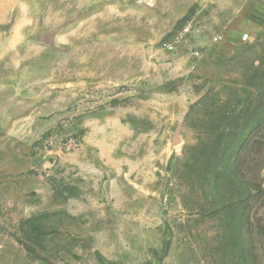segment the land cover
<instances>
[{"label":"rangeland","instance_id":"obj_1","mask_svg":"<svg viewBox=\"0 0 264 264\" xmlns=\"http://www.w3.org/2000/svg\"><path fill=\"white\" fill-rule=\"evenodd\" d=\"M256 7L0 0V264H264Z\"/></svg>","mask_w":264,"mask_h":264},{"label":"built area","instance_id":"obj_2","mask_svg":"<svg viewBox=\"0 0 264 264\" xmlns=\"http://www.w3.org/2000/svg\"><path fill=\"white\" fill-rule=\"evenodd\" d=\"M190 32V26L189 25H185L183 27L180 28L179 30V35L181 36L182 34L186 35ZM241 41L242 42H247L249 40V36L247 33H244L242 36H241ZM166 44H169V43H166Z\"/></svg>","mask_w":264,"mask_h":264},{"label":"crops","instance_id":"obj_3","mask_svg":"<svg viewBox=\"0 0 264 264\" xmlns=\"http://www.w3.org/2000/svg\"><path fill=\"white\" fill-rule=\"evenodd\" d=\"M263 11L258 10L257 7L251 12L252 16H255V19H257V22H262L264 21V12Z\"/></svg>","mask_w":264,"mask_h":264},{"label":"water","instance_id":"obj_4","mask_svg":"<svg viewBox=\"0 0 264 264\" xmlns=\"http://www.w3.org/2000/svg\"><path fill=\"white\" fill-rule=\"evenodd\" d=\"M179 128H180V125L174 131V134H173V137H172V144H176L180 140V137H179Z\"/></svg>","mask_w":264,"mask_h":264},{"label":"trees","instance_id":"obj_5","mask_svg":"<svg viewBox=\"0 0 264 264\" xmlns=\"http://www.w3.org/2000/svg\"><path fill=\"white\" fill-rule=\"evenodd\" d=\"M240 131H242V129H241V130H239V132H240ZM228 132H229V131H228ZM230 146L232 147V145H230ZM233 148H234V147H233Z\"/></svg>","mask_w":264,"mask_h":264}]
</instances>
